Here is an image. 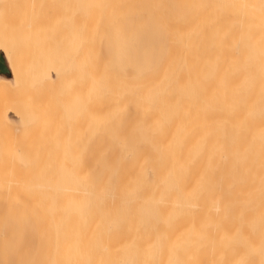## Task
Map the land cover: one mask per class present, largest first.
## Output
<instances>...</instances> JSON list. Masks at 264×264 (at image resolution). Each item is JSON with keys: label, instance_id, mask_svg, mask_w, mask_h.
<instances>
[{"label": "bare ground", "instance_id": "bare-ground-1", "mask_svg": "<svg viewBox=\"0 0 264 264\" xmlns=\"http://www.w3.org/2000/svg\"><path fill=\"white\" fill-rule=\"evenodd\" d=\"M56 1L0 0L7 18L0 17L8 22L5 31L0 26V50L7 56L8 67L3 59L4 65L14 80L11 84L0 78V101L4 97L6 104L0 109V133L14 141L26 138L16 136L20 132L16 124L4 118L9 113L21 120L31 115L32 123L27 127L31 131L44 116L39 105L32 111L29 108L28 100L34 93L26 92L29 72L35 77L34 84L39 83L34 90L38 99L41 94L49 99L58 87L65 89L77 63L87 69L85 78H89L84 82L94 89L118 92L154 87L156 97L168 104L156 116L163 121L148 122L137 129L136 138L148 143L138 139L128 155L118 160L103 158L108 189L99 191V204L89 211L86 221L99 218L101 228L104 220L99 216H108V226L114 232L122 229L133 233L159 228L160 213L177 212L186 216L187 231L203 238L199 242L209 236L228 246L226 252L201 257L198 264H264V0H128L124 7H138L155 15L169 33L168 49L159 67L141 76L113 72L94 46L102 21L120 7L93 3L80 10L78 21L72 24L73 13L67 9L64 19V13L61 16L56 11L60 8ZM49 67L60 71L54 77L42 78V71ZM42 98L44 107L48 99ZM23 128V134L30 132ZM145 166L150 168L151 179L139 185L146 176ZM165 182L169 191L162 189ZM63 191L71 197L74 194L75 199L95 198L88 192L80 195L78 189ZM121 200H127V206H138L143 223L135 225L137 230L126 221L118 206ZM66 211L61 205L53 207L56 215ZM15 222L14 218L6 219L0 228V264H8L3 262L5 255L19 264H38L31 238L13 232ZM62 229H50L57 233L56 241L53 245L51 237L41 264H74L78 258L77 252L71 254L69 243L64 245L59 239ZM83 253L89 260L97 255L86 249ZM39 254L41 257V251ZM137 258L133 252V262Z\"/></svg>", "mask_w": 264, "mask_h": 264}, {"label": "rangeland", "instance_id": "rangeland-1", "mask_svg": "<svg viewBox=\"0 0 264 264\" xmlns=\"http://www.w3.org/2000/svg\"><path fill=\"white\" fill-rule=\"evenodd\" d=\"M115 1L57 0L60 8H56V11H60L61 16L64 13L63 18L65 19V11L67 12L69 9L73 13L70 19L73 21L72 24H75L80 12L92 7L93 3L100 4V7L104 2L108 3L109 7L111 5L120 7L113 14L105 17L101 23L99 35L109 21L122 15L141 14L152 17L158 27L156 37L161 39L160 51L152 65L143 72L135 69L136 65L130 69L131 64H123L125 69L121 70L120 75H142V73L153 72L159 67L168 49L169 33L165 24L155 15H150L138 7H124L128 5V0ZM66 6L68 7L66 8ZM0 11L1 16H4V11L2 9ZM5 16L7 18V15ZM4 17H0V21H2L0 26H2L1 30L5 31L8 27L5 25L8 22ZM73 18L75 19L73 20ZM72 21L70 20V22ZM72 24L70 23L73 27ZM61 43L59 40L56 44L58 51ZM97 52L95 50L96 55ZM0 55L8 67L6 54L0 50ZM73 70L72 74H69V81H67L65 89L58 87L55 93L49 97L50 100L40 93L48 99L45 101V98H42L38 92L36 93L40 99H44V103L47 105L44 106L45 108L44 104L40 103V99L36 98V95L34 96L35 87L38 86L36 84L39 83L34 84L35 77L30 76L32 72L28 73L30 88L26 92L28 91L29 95L34 92L33 95H30L33 98L28 100L29 108L32 111L34 106L39 105L42 109V116L44 115L39 120L45 119L44 122L37 121L38 127L36 128L38 130L36 128L33 130L32 126V131L35 132L33 135H27L30 132L32 134L30 128L27 129L32 123L31 115L27 116V120H21L11 113L4 117L8 122L16 124L18 127L17 131L20 132L16 136L21 138L26 136V138L14 141L13 137L3 136L0 133V228H4L6 219H16L17 222H15L14 228L12 227L13 232L21 237L31 238V243L34 244L32 250L38 259V264H41L43 257L47 255L51 237L53 245L56 241L57 233L50 232L53 226L63 228L58 235L59 239L64 245L66 242L69 243L71 254L78 253V258L73 261L74 264H198L201 257L207 258L210 253L226 252L228 246L224 242L219 244L218 240L213 241L212 237L208 236L205 241L199 242L203 238H195V233L188 232L186 216L184 214L179 216L177 212L160 213L159 228L156 227L150 231L140 229L133 233L122 231V229L114 232L112 226H108V216H99L102 221L104 220L102 229L97 222L99 218L95 221L89 219L86 221L87 215L89 216L91 213L89 211L99 204V191L108 189L107 178H105L107 175L103 176L102 171L103 158L112 157L118 160V157L128 155L131 145L139 143L141 140L135 136L137 129L145 126L148 122L163 121L157 119L156 116L163 111L167 101L164 102L161 98L156 97L154 87L147 90L141 88L113 92L105 87H97L96 83L97 88L94 89L88 82H84L89 77L85 78L88 76V72L82 63L75 64ZM59 71L58 67H49L42 71L41 77H54ZM25 77L28 79L27 74ZM0 78L9 80L11 84L14 81L10 73L0 74ZM86 84L87 87H85ZM59 89L62 91L64 89V91L58 93ZM31 91L33 92L31 93ZM79 94L82 96L78 97ZM65 96L66 98H64ZM3 98L0 101V109L6 105L3 101L5 98ZM215 106L217 107V101ZM22 127H24L23 131L26 128L30 132L25 134L24 131V135L20 130ZM141 141L147 142V140ZM45 166L49 167L43 170L42 168L45 169ZM48 169H51V172H45ZM144 170L146 176L139 180V185L151 179L150 168L145 166ZM109 174L115 177V173ZM1 186H5L8 190H2ZM161 186L165 191L170 190L166 182L161 183ZM64 188L78 189L80 195L88 192L95 198L92 197L90 201L89 198L86 200L82 196L75 199L74 194L71 197L67 192H62ZM101 203L103 201L100 200ZM56 205H61L65 211L66 209L68 211L62 215H56L53 213V207ZM127 205H129L127 200H121L118 204L127 219L126 221L132 224L130 227L137 230L135 225L143 223V220L138 218V206ZM4 217L6 219L2 220ZM85 249L91 250L97 255L91 260L86 259L83 255ZM39 251H41V257ZM133 252L138 254L137 262H133L131 259ZM80 254L82 255L80 256ZM4 260L8 264H19L9 255H5L3 262Z\"/></svg>", "mask_w": 264, "mask_h": 264}, {"label": "crops", "instance_id": "crops-1", "mask_svg": "<svg viewBox=\"0 0 264 264\" xmlns=\"http://www.w3.org/2000/svg\"><path fill=\"white\" fill-rule=\"evenodd\" d=\"M157 29L156 21L152 17L141 14L122 15L109 21L100 37L98 36L99 54L107 67L117 74L125 69L123 64H131L130 69L136 65L134 68L143 72L152 65L160 51L161 39L156 37ZM144 74L147 73H142Z\"/></svg>", "mask_w": 264, "mask_h": 264}, {"label": "water", "instance_id": "water-1", "mask_svg": "<svg viewBox=\"0 0 264 264\" xmlns=\"http://www.w3.org/2000/svg\"><path fill=\"white\" fill-rule=\"evenodd\" d=\"M0 74L1 75H7L8 74V71L4 65L3 58L1 56H0Z\"/></svg>", "mask_w": 264, "mask_h": 264}]
</instances>
